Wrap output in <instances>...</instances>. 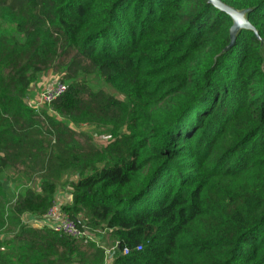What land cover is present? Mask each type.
I'll return each mask as SVG.
<instances>
[{
    "label": "trees",
    "instance_id": "1",
    "mask_svg": "<svg viewBox=\"0 0 264 264\" xmlns=\"http://www.w3.org/2000/svg\"><path fill=\"white\" fill-rule=\"evenodd\" d=\"M220 1L255 32L208 0H0V264H264V0ZM66 173L109 253L25 223Z\"/></svg>",
    "mask_w": 264,
    "mask_h": 264
},
{
    "label": "rangeland",
    "instance_id": "2",
    "mask_svg": "<svg viewBox=\"0 0 264 264\" xmlns=\"http://www.w3.org/2000/svg\"><path fill=\"white\" fill-rule=\"evenodd\" d=\"M59 74H54V73H51V71H48L46 72V74L42 77V79H40V81H37L35 82L33 85H32V92L29 96V103L31 105H35L36 106V97L38 96V94L49 84H52L53 82L55 81H61L59 79ZM95 84L97 86L101 85L103 86V84H100L101 83V80H99L97 77H94L93 78ZM105 89H107L111 94L117 96V97H122L119 92L114 89L111 85H105L104 86ZM34 102V103H33ZM39 109V108H38ZM78 130L82 129V130H89L91 131L92 130V126L91 125H87V124H84V125H80L78 128ZM95 133V132H93ZM96 142L102 144V143H105V141L107 140V137L104 135V134H93L92 136ZM70 176V173H66L63 177H62V180L61 182L59 183V187L57 188V197L60 195L62 197V205H66L68 204V201L67 199H72V187L70 186V182H72V180H74L75 177H69ZM4 183H6V186H7V191L8 193L10 194V196H12V194H17L19 193L27 184L26 183V180L22 179L21 177H17V178H14L13 180H8V179H5L4 180ZM23 187V188H22ZM56 202V201H55ZM57 203V202H56ZM58 204V203H57ZM58 206L60 207L61 205L58 204ZM43 226V224H42ZM90 238H86V240H90L92 242L95 243V245L97 246H100V247H103L104 249H106V254L109 253V249L111 247H113L112 245V242L108 239V236L106 235V231H96L92 234H90ZM5 237L4 235H2V238ZM107 260L108 258L106 257L105 258V262L107 263Z\"/></svg>",
    "mask_w": 264,
    "mask_h": 264
},
{
    "label": "built area",
    "instance_id": "3",
    "mask_svg": "<svg viewBox=\"0 0 264 264\" xmlns=\"http://www.w3.org/2000/svg\"><path fill=\"white\" fill-rule=\"evenodd\" d=\"M66 91V85L62 81H55L47 85L36 97V106L39 108L43 105H50L54 100L60 97ZM34 103V102H33ZM39 220L43 225L51 228L53 231L71 236L73 238L86 237L90 238V233L84 226L78 225L68 214H66L61 206L55 202L47 210V212L39 219L30 216H24L25 223L33 224V221ZM115 246L109 249L113 250ZM124 252H127L125 249Z\"/></svg>",
    "mask_w": 264,
    "mask_h": 264
},
{
    "label": "water",
    "instance_id": "4",
    "mask_svg": "<svg viewBox=\"0 0 264 264\" xmlns=\"http://www.w3.org/2000/svg\"><path fill=\"white\" fill-rule=\"evenodd\" d=\"M209 3L213 4L215 7L224 11L229 15L232 20V24L229 29L230 41L234 42L236 33L243 28L250 29L255 32V28L250 24L248 19L246 18L245 10H237L220 0H208Z\"/></svg>",
    "mask_w": 264,
    "mask_h": 264
},
{
    "label": "crops",
    "instance_id": "5",
    "mask_svg": "<svg viewBox=\"0 0 264 264\" xmlns=\"http://www.w3.org/2000/svg\"><path fill=\"white\" fill-rule=\"evenodd\" d=\"M27 184V183H26ZM56 199H55V201L59 204V205H62V203H63V201H62V197L59 195L58 197H57V192H56V197H55ZM67 201H68V203H70L71 202V199L69 200V199H67ZM33 224H34V226H42V222L41 221H39V220H35V221H33Z\"/></svg>",
    "mask_w": 264,
    "mask_h": 264
}]
</instances>
